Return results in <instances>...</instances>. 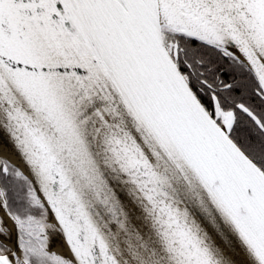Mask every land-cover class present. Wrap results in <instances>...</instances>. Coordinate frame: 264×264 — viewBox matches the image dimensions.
<instances>
[{"label":"snow or ice","instance_id":"6c2138e0","mask_svg":"<svg viewBox=\"0 0 264 264\" xmlns=\"http://www.w3.org/2000/svg\"><path fill=\"white\" fill-rule=\"evenodd\" d=\"M0 264H264V0H0Z\"/></svg>","mask_w":264,"mask_h":264},{"label":"bare ground","instance_id":"6f19581e","mask_svg":"<svg viewBox=\"0 0 264 264\" xmlns=\"http://www.w3.org/2000/svg\"><path fill=\"white\" fill-rule=\"evenodd\" d=\"M0 155L6 156L13 163H20L18 156L10 146L4 145L3 147H0Z\"/></svg>","mask_w":264,"mask_h":264}]
</instances>
